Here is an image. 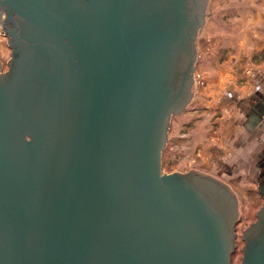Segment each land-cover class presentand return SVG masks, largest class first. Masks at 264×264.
<instances>
[{
    "label": "water",
    "instance_id": "obj_1",
    "mask_svg": "<svg viewBox=\"0 0 264 264\" xmlns=\"http://www.w3.org/2000/svg\"><path fill=\"white\" fill-rule=\"evenodd\" d=\"M2 1L52 35L60 72L48 111L27 116L31 140L0 125V264H231L236 220L222 231L211 181L162 172L174 111L155 91L159 42H133L129 0ZM262 217L241 264H264Z\"/></svg>",
    "mask_w": 264,
    "mask_h": 264
},
{
    "label": "flooded vegetation",
    "instance_id": "obj_2",
    "mask_svg": "<svg viewBox=\"0 0 264 264\" xmlns=\"http://www.w3.org/2000/svg\"><path fill=\"white\" fill-rule=\"evenodd\" d=\"M120 1L117 0L118 3ZM127 4L134 44L159 42L156 48L148 51V55L156 74L157 97L170 103L169 109L174 111L170 119L171 130L172 118L185 113L193 99L197 35L202 28L206 6L203 7V0H129ZM0 26L9 50L6 59L0 57V125L20 122L21 135L31 140L33 129L27 116L40 120L48 111L58 86L53 76L60 72L58 57L49 49L55 41L45 28L22 18L2 0ZM19 145L22 144L16 141L17 148ZM257 165L261 192L264 186V156ZM176 172L180 176L175 178L182 179L188 189L204 177L211 181L201 185L209 202H214L212 215L224 222L221 224L223 232L230 229L231 221L236 220L237 224L238 202L229 182L220 176L193 169ZM254 232L252 243L261 251L264 249V217Z\"/></svg>",
    "mask_w": 264,
    "mask_h": 264
},
{
    "label": "rangeland",
    "instance_id": "obj_3",
    "mask_svg": "<svg viewBox=\"0 0 264 264\" xmlns=\"http://www.w3.org/2000/svg\"><path fill=\"white\" fill-rule=\"evenodd\" d=\"M196 49L193 99L185 113L172 118L162 172L193 169L230 183L239 217L231 264H241L244 231L257 221L264 198L259 159L235 152L228 125L237 109L231 101L248 96L264 79V0H208ZM8 54L0 32V57L6 59Z\"/></svg>",
    "mask_w": 264,
    "mask_h": 264
},
{
    "label": "crops",
    "instance_id": "obj_4",
    "mask_svg": "<svg viewBox=\"0 0 264 264\" xmlns=\"http://www.w3.org/2000/svg\"><path fill=\"white\" fill-rule=\"evenodd\" d=\"M233 101L237 109L228 125L229 143L236 144L234 150L241 157L260 159L264 156V79L248 96Z\"/></svg>",
    "mask_w": 264,
    "mask_h": 264
},
{
    "label": "built area",
    "instance_id": "obj_5",
    "mask_svg": "<svg viewBox=\"0 0 264 264\" xmlns=\"http://www.w3.org/2000/svg\"><path fill=\"white\" fill-rule=\"evenodd\" d=\"M0 32H2V28H1V26H0Z\"/></svg>",
    "mask_w": 264,
    "mask_h": 264
}]
</instances>
